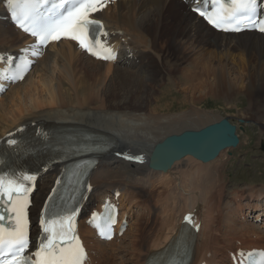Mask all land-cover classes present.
Here are the masks:
<instances>
[{
    "label": "bare ground",
    "instance_id": "bare-ground-1",
    "mask_svg": "<svg viewBox=\"0 0 264 264\" xmlns=\"http://www.w3.org/2000/svg\"><path fill=\"white\" fill-rule=\"evenodd\" d=\"M96 16L109 41L120 48L116 63L91 60L69 42L53 43L24 80L0 97V138L25 123L43 120L73 122L94 129L109 142L114 139L115 148L98 159L92 174L94 194L101 199L119 190L122 215L135 206L139 213L135 211L127 229L132 232L127 246H122L126 231L118 249L109 247L118 238L98 242L81 225L90 253L87 264H110L109 256L111 264H143L147 254L163 248L176 234L186 215L199 229L195 264H227L229 253L237 249L264 248V222L254 226L246 214L261 207L257 217L264 215V188L237 192L230 200L229 193L225 196L226 181L218 171L223 163L217 159L228 149L208 164L183 157L167 173L147 168L151 149L168 135L220 120L197 106L209 96L230 99L246 93L252 99L249 107L259 115L254 120L264 129L256 96L264 95V36L214 33L178 0H117ZM28 43L31 40L0 22L3 57L19 53ZM208 47L215 51L205 60ZM179 61L185 66L176 65ZM237 70L239 76L230 78ZM120 78L119 88L112 86ZM134 147L139 152L134 153ZM118 153L142 159L128 163ZM49 173L34 191L32 215L55 178ZM173 187L176 193L169 206L149 202L156 191L166 193ZM143 196L148 200L139 205Z\"/></svg>",
    "mask_w": 264,
    "mask_h": 264
},
{
    "label": "snow or ice",
    "instance_id": "snow-or-ice-1",
    "mask_svg": "<svg viewBox=\"0 0 264 264\" xmlns=\"http://www.w3.org/2000/svg\"><path fill=\"white\" fill-rule=\"evenodd\" d=\"M4 0H0L3 3ZM7 10L16 27L34 38L35 43L25 49V59L14 64L12 57L0 56L9 68L0 72V80L22 81L30 67L27 54L36 57L39 49L50 42L67 39L91 56L115 59L112 49L101 37H107L104 26L93 14L106 7L105 0H6ZM203 7L192 10L217 30L239 33L256 30L264 33V0H210ZM93 32L95 35H93ZM4 89L0 87V92ZM15 145V139L7 141ZM118 155H122L118 153ZM141 160L140 157H124ZM35 175H0V264H86L87 254L76 233L77 207L66 208L49 196L39 220L42 236L34 251H30V221L28 208ZM90 190V186H89ZM106 216L92 214L90 223L99 235L111 240V226L115 223L109 206ZM188 223L190 216L185 217ZM259 257L257 261L255 257ZM264 264V252L239 253L237 264Z\"/></svg>",
    "mask_w": 264,
    "mask_h": 264
},
{
    "label": "rangeland",
    "instance_id": "rangeland-1",
    "mask_svg": "<svg viewBox=\"0 0 264 264\" xmlns=\"http://www.w3.org/2000/svg\"><path fill=\"white\" fill-rule=\"evenodd\" d=\"M212 50L213 49L211 47H208L204 50L206 51V56L203 55L204 58H206L205 60H207V57L210 55V52ZM237 53L239 54V52ZM176 65L180 66L183 65V63L179 61V63L176 62ZM183 66H185V64ZM239 74L240 73L238 70L236 71V73L232 72L230 73V78L239 76ZM121 78L118 79V82L115 81L116 83H113L112 86H114L115 88H119ZM242 93L236 96L233 94L234 96H232V98L230 99H225L224 97L219 98L217 96H209L208 99L201 100V102L197 103V106L199 105L198 107H200V109H203L205 112H210V114L219 119L227 117L232 124L236 125L237 128H239V146L236 149L228 150L224 154L222 153L224 157L219 158L218 156L219 159H217H222L221 162L223 163V165L218 171L222 172V179L226 181L227 189L225 190V196L227 193H229L227 194V198L229 200L232 199L233 195L237 192L241 193L250 189L254 190L264 188V131L263 134H260L261 130L264 129L259 127V125L255 122L257 116L259 115L255 113V108L249 107L252 99H250V97L246 93ZM156 94L157 93L154 94V97H156ZM173 94L176 95V93ZM256 96L261 101L260 110L262 111L261 115L264 119V95L259 93V95L257 94ZM179 101L180 99H178L177 102ZM153 104L154 102H152V105ZM246 111H248L247 114L245 113ZM249 114L252 115V117H250ZM240 127L243 128V130H241ZM138 150V147L133 148L134 153L139 152ZM175 193L176 189L174 190V187L170 188L166 193L156 191L153 198H149V202H156L155 204L158 205L169 206V203L174 197ZM140 200L141 202H138L139 205L141 203L146 204L145 202L148 200V197L143 196ZM154 211H157V206L155 207ZM138 213L139 211L137 212V214ZM135 215L136 213L134 214V218L132 220L136 218ZM161 220L165 221V217L162 216ZM129 231H127V238L124 239V241L122 240V246L124 247L127 246L129 237L132 234V232ZM119 244L120 241L117 240L116 242H113L112 246L109 247L113 248L114 245L115 249H118L117 245ZM107 247L108 246H106V248ZM118 259L119 260H117V262H122L121 257H118ZM108 261H110V264L112 262L114 263L111 256L108 257Z\"/></svg>",
    "mask_w": 264,
    "mask_h": 264
},
{
    "label": "water",
    "instance_id": "water-1",
    "mask_svg": "<svg viewBox=\"0 0 264 264\" xmlns=\"http://www.w3.org/2000/svg\"><path fill=\"white\" fill-rule=\"evenodd\" d=\"M238 144L235 126L223 118L195 131L186 130L179 135L167 136L155 144L148 158V166L166 172L174 162L187 155L207 163L224 149L236 148Z\"/></svg>",
    "mask_w": 264,
    "mask_h": 264
}]
</instances>
